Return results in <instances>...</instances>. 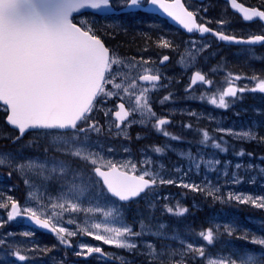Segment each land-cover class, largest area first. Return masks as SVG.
Wrapping results in <instances>:
<instances>
[{"label": "rangeland", "instance_id": "374dc122", "mask_svg": "<svg viewBox=\"0 0 264 264\" xmlns=\"http://www.w3.org/2000/svg\"><path fill=\"white\" fill-rule=\"evenodd\" d=\"M232 31L227 29L228 33H232ZM251 33L254 32L249 29L248 34ZM148 35L150 38L154 36L153 33L149 32ZM162 36L163 34L160 33L159 37ZM164 40L168 41L166 38ZM118 61L121 63L118 64L116 74L118 77H116L115 83H121L127 91L114 88L116 95L107 96L111 99L108 103H98L94 111L95 114L92 115L93 117L97 116L95 122L100 121L99 128L102 133L106 132L102 124L109 116V124L118 132L114 133V136L91 131L94 136L88 132L87 141L83 145L79 143L80 140H83V136L79 133L65 135L49 133L48 138L33 135L32 137L16 140L17 134H12L13 131H7V124L3 118L0 119V158L5 161L3 165L19 169L26 179L25 201L27 207H33L34 210L40 212L41 205L65 203L66 208H70L67 200L61 199L58 201L57 197L65 190L66 182L75 177V182L85 186L86 191L84 198L73 199L72 202L77 203L81 209L89 207L93 209L99 207L101 209L99 212L93 211L91 213L65 211L53 220L56 226L66 227L70 232L77 233L75 239L77 248H60L58 246L61 243L59 240L45 238L33 230L25 229L18 222L7 221L0 228V238L6 241V244L1 246L2 250H0V262H3V264H66L67 259H65L64 251H67L68 254H76L81 251L79 245L83 244L100 247L103 252L92 253L87 256L81 255L86 259L82 262L71 261L69 264H93L92 261H89L90 257L95 260L98 259L100 261L98 264H128L126 261L132 264L136 255H127L126 251L132 252L133 250L121 252L114 245H106L103 241H97L82 231L83 228H88L96 234L110 235L92 229L91 225L98 222L106 223L109 227L126 225L133 228L134 231L142 232L143 235L132 239V242L139 246L138 250L141 249L140 245L150 243L155 246L156 250L164 251L167 255L172 250L184 251L183 246L179 243L180 240H183L184 244L192 243L194 247H203L208 251L211 258H217L219 254L216 255L215 253L217 249H220L218 243L225 242L222 244L223 248L232 244L231 237L233 233L241 230L239 228L243 226L241 223L244 221L251 223L249 228L244 227L242 230V233L249 237V240L264 237V209L227 199L229 193L241 196H264V173L259 171L260 167H264V161L260 159L264 156V152H261L263 154L252 153L251 157L249 155L239 157L235 154L239 150L249 151L248 153H251V151L245 142L230 136H224V140L227 141V144L224 145L228 147L227 153H221L219 150L211 148L212 140L208 142L209 146L207 147L200 144L203 139V130H207L209 135L217 141L222 135L217 131L219 128L247 130L250 127L252 131L257 132L258 137L264 136V93L258 90L251 91L259 83V80L264 79V51L259 53V51H252L244 47L226 49L216 46L213 38L194 39L192 44L185 46L178 52L174 66H168L162 70L163 74L167 75L165 79L168 81L167 84L171 90L169 94L173 93L182 97H184L183 92L189 86V74L200 71L211 76H207V80L211 83H206V86H194L191 91L188 90L184 98V107L179 104L175 105L170 100H164L165 97H170L169 94L157 97L154 95L153 86L138 84L139 75L145 72L146 69L153 70L152 66L144 62L121 58H118ZM132 65H135V67H132ZM214 68L216 72L213 75L212 69ZM216 75L221 76L220 82L219 80H213L212 77ZM234 75L239 77L240 87L245 88L246 91L237 95L236 98H225L229 102L227 109L210 104L209 99L211 97L215 96L218 99L219 95L233 84ZM120 76H123L124 79H121ZM178 89L181 90L182 94ZM144 90H147L146 95L151 102L153 111L156 113V118L163 117L162 115L166 112L182 114L184 113L183 109L187 110L186 113L189 119L186 128L183 126L178 134V122L172 123L174 129H169L167 125L163 126V130L168 131L172 136L180 137V140H172L170 137H165L161 132L156 131L153 127L156 118H147L144 124L129 122L123 129H116L112 111L113 108H116L115 100H117V96L125 99L130 110H132L136 99L144 94ZM201 96L205 99H199ZM162 100H164L163 103H161ZM105 113H108V115H105ZM193 113L195 117L192 116ZM135 125H149L154 131L155 137L160 141L153 143L151 139L149 141L144 139L138 144L135 140L136 137L140 138L145 134L137 133L134 138L130 129ZM126 133L130 136L129 140L125 137ZM73 137H76L78 141L75 144L70 142ZM8 139L14 144H11ZM65 141H69V143H65ZM258 142L261 143L260 140ZM15 145L23 146L16 147ZM50 145L54 150H50ZM7 147L10 149H2ZM80 147H83L85 151L81 157L73 155L77 160L69 158L62 161L51 155L52 151L55 150L74 153ZM157 147L164 148L165 151L157 153L154 151ZM145 149L148 150V154L143 153ZM188 152H191L193 156H197L198 159L203 157L205 160L214 159L219 160L221 163L215 166L214 171L203 163L199 169H196L191 166L186 155H181ZM136 153L139 155H136ZM84 155H91L93 159L100 157L101 159L96 164L99 166L104 167L106 163H112L134 172L140 171L143 173L147 170L159 173L164 179H173L176 183L159 184L143 199L125 205L102 191L100 180L96 177L92 168L84 163L88 161V165H94L90 159L85 160ZM30 156H37V158ZM229 161L230 164L226 163ZM60 162L65 166L64 171H58L56 174L51 173V168ZM237 162L244 165L238 171L234 168ZM21 164L25 165L23 169L18 167ZM249 164L255 165L256 168L246 171ZM133 165H135V168L132 167ZM12 172L17 174L16 171ZM1 173L9 174L10 172L3 170ZM234 173L240 182L233 181ZM15 179H17L16 176L0 175V202L7 203L9 198L14 200L17 196L19 186L18 183H14ZM181 181L185 184H195L202 190L194 191L191 188L180 186ZM215 189H219V192L216 193ZM209 191L215 194L209 196ZM216 196H222L224 199H217ZM166 206L172 207L174 212L168 213ZM177 206L186 208L187 212L183 215L175 214ZM112 209L116 210L114 216L118 215V220L103 216V211ZM125 212L130 218L127 217ZM195 221H205L208 224L200 226L194 224ZM208 225L214 228L213 245H207L206 241L198 235L201 231H206ZM217 228L219 235L215 232ZM226 228L233 231L232 235L226 234ZM25 233H30V235H25ZM157 233L162 235H156ZM67 237L70 236L67 235ZM172 237L177 239H172ZM49 239L50 241H47ZM246 244L248 246L242 247L241 252L248 249L258 250L256 245L249 242ZM54 248H58L59 251L53 253L51 250ZM145 250L140 251V254L149 251L147 248ZM15 251L25 255L27 257L26 261L21 262L11 256V252ZM150 258L153 257L149 256Z\"/></svg>", "mask_w": 264, "mask_h": 264}, {"label": "snow or ice", "instance_id": "6c2138e0", "mask_svg": "<svg viewBox=\"0 0 264 264\" xmlns=\"http://www.w3.org/2000/svg\"><path fill=\"white\" fill-rule=\"evenodd\" d=\"M152 6H158L168 17L182 25L189 33L194 31L201 34L212 32L210 28L197 22V13L189 11L181 0H173L172 3H168L166 0H0V101L8 107L7 121L16 126L21 134L30 128L73 130L83 136V140L79 141L83 145L87 141V133L89 131L99 132L100 128L96 124H88L87 128L78 127V122L81 124L88 123V114L93 110L94 101L98 96L116 95L112 91L105 92V84L120 91H127V89L121 83L113 84V81L108 79L113 74V66L121 62L111 56L110 49L105 46L94 24L87 20L80 22L74 14H79L84 9L96 10L102 16L140 14L141 12H155L156 8ZM231 7L242 13V19L245 22H252L254 18L264 22V10L245 7L243 4L237 3V0H231ZM219 23L227 24L229 22L222 20ZM214 35L220 41L249 46L264 45V35H252L247 39H238L235 35H227L223 31L215 32ZM159 44L161 47L172 46L167 40H161ZM163 59L166 61L168 57L165 56ZM145 71L150 70L146 69ZM120 78L124 79V77ZM139 79L155 84L160 80V76L144 74L139 76ZM197 80L211 83L205 81V76L199 71L195 73L192 83L195 84ZM257 90L264 93V79L259 80L256 87L251 89V91ZM245 91L246 89L243 87L237 89L230 86L219 95L218 99L215 96L211 97L209 103L218 108L227 109L229 102L225 98H236L238 92L243 93ZM146 92L147 90H144V94L136 99L131 112L125 110L123 103L119 105L122 111H116L115 117L120 123H124L129 116L137 112L141 116L140 124L146 122L145 118H156V113L151 107ZM168 99L169 97L164 98V100ZM199 99L203 100L205 97L201 96ZM193 115L195 114L193 113ZM136 122L135 120L130 121V123ZM168 123L170 122L166 118H159L156 119L153 127L165 137L180 140V137L172 136L168 131L163 130V126ZM116 127L119 128L120 125L117 124ZM217 131L222 134L219 141L211 137L207 130H203V139L200 144L207 147L209 146L208 142L212 140L211 148L217 149L221 153H227L228 147L224 146L227 141L224 140V136H230L246 143L255 142L258 139L264 142V137H258L257 132L252 131L250 127L247 130L219 128ZM70 142L75 144L78 141L76 137H73ZM65 143H69V141H65ZM84 151L85 149L80 147L74 153L69 154L81 157ZM154 151L163 153L165 149L157 147ZM235 154L239 157L244 155L251 157L253 155L246 153L243 149ZM181 155H186L191 166L196 169H199L203 163L214 171L215 166L221 163L219 160H205L203 157L198 159L191 152ZM83 158L85 160L90 159L93 165H96L101 159L100 157L93 159L91 155H84ZM260 159L264 161V156ZM4 163V159L0 158V165ZM226 163L230 164L231 162ZM18 167L23 169L25 165L21 164ZM64 167L63 163L60 162L53 166L50 171L56 174L58 171L63 172ZM104 167H107L108 170H102L101 167L94 168V174H98V177L101 178L99 182L102 191L113 199L118 198V201L121 202L146 194V190H151L157 183L161 185L176 183L173 179H164L159 173L147 170L138 176H130L126 171H120L115 164L106 163ZM132 167L135 168V165ZM243 167L244 165L239 162L234 165L237 171ZM255 168V165L249 164L246 171ZM259 171L264 173V167H260ZM233 181L240 182L235 173L233 174ZM180 186L191 188L194 191L202 190L195 184H185L183 181L180 182ZM64 189L58 195L57 200H67L70 208H66L65 203H50V205H41L40 212L34 210L33 207H24L22 210L20 202L9 198L7 203H0V209L10 207V211H7L6 214L7 221H13L16 218L27 219L34 226L55 233L62 244L70 246V241L65 239V234L75 236L77 233L70 232L66 227L56 226L53 220L65 211L91 213L93 211L99 212L101 209L99 207L81 209L77 203L72 202L73 199L84 198L86 191L85 186L75 182V177L66 182ZM215 192L218 193L219 189H215ZM214 194L212 191L208 192L209 196ZM215 198L224 199L222 196ZM227 199L264 209V196H241L229 193ZM115 211V209L103 211V216L118 220V215L114 216ZM166 211L168 213L174 212L172 207L167 206ZM186 212V208L177 206L175 214L183 215ZM42 216L48 218H42ZM3 222L0 220V226L3 225ZM91 227L110 235L96 234L88 228H83L82 231L97 241H103L106 245H114L125 250L137 249L139 246L133 243L132 239L143 234L126 225L109 227L106 223L98 222L93 223ZM215 232L219 235L218 228L215 229ZM225 232L229 236L232 235V231L227 228ZM25 235H30V233H25ZM156 235L162 234L157 233ZM198 235L208 245L214 244V228L210 227ZM239 238L248 239L247 236ZM172 239L177 238L172 237ZM248 242L256 245L258 250L248 249L236 254H219L217 258H211L203 247L197 248L192 243L184 244L183 240H180L179 243L183 246L184 251L172 250L168 256L170 260L172 257H180L171 260V264H187L186 257L189 253L193 254L194 259H206V264H264V237L253 238ZM5 244V239L0 238V246ZM79 247L81 251L77 252V255L87 256L92 253L103 252L102 248L91 247L87 244L79 245ZM143 247L149 250L144 254L154 259L163 255V253H157L153 244L146 243ZM11 256L21 262L27 259L19 251L11 252Z\"/></svg>", "mask_w": 264, "mask_h": 264}, {"label": "flooded vegetation", "instance_id": "af4514ba", "mask_svg": "<svg viewBox=\"0 0 264 264\" xmlns=\"http://www.w3.org/2000/svg\"><path fill=\"white\" fill-rule=\"evenodd\" d=\"M168 3H172L173 0H166ZM185 7L189 11L197 13V22L203 24L214 31L227 32V29H231L232 34L246 35L248 30L251 29L254 32H259L258 19L255 18L253 24L245 22L236 11L230 8V4L225 0H181ZM155 7V6H152ZM87 15V14H85ZM93 20L90 21L94 24L98 30V35L102 37L107 43L112 45V48L117 51V55L124 57L127 60L132 58H140L155 62L157 66L161 65V60L165 56H169V65L175 62L178 52H180L185 46L193 43L196 37H201V33L192 32L189 33L178 22L170 21L168 17L162 16L157 12H141L140 14L130 15H113L111 16L110 23L108 19L101 15L95 14L92 16ZM121 19V26L115 28L117 21ZM228 21L227 24H220L219 21ZM110 25L112 27H110ZM149 33H153L154 36L150 38ZM162 33L163 36L159 37ZM212 37L213 36H207ZM168 39L171 47H161L159 42L164 39ZM215 45L222 48L228 47L225 42H220L215 39ZM122 42V43H121ZM147 42V44H145ZM259 51H264V47L259 48ZM168 53V54H167ZM213 70V75L216 69ZM221 76L212 77L214 81L221 80ZM206 84V83H205ZM203 84V85H205ZM235 85V83H233ZM206 86V85H205ZM180 94L181 90L178 89ZM191 91V88L185 90ZM182 114H171L166 112L162 116L171 122H178V131L181 128H186L187 120L189 119L185 109L182 110ZM179 112V111H177ZM131 135L135 138L137 133L145 134L148 140L151 139L153 143H157L160 139L155 137V133L149 125H135L130 129ZM176 134V135H177ZM161 138V137H160ZM139 138L136 137L135 140ZM24 225H26L24 223ZM68 255L67 251L64 252V256ZM187 259L191 263H196L193 258V254L189 253ZM187 262V260H186ZM126 263L129 264L128 261ZM142 264V260L137 256L133 258L132 264Z\"/></svg>", "mask_w": 264, "mask_h": 264}, {"label": "trees", "instance_id": "16d2710c", "mask_svg": "<svg viewBox=\"0 0 264 264\" xmlns=\"http://www.w3.org/2000/svg\"><path fill=\"white\" fill-rule=\"evenodd\" d=\"M256 2L258 1L260 4L261 3H263L264 4V0H255ZM258 4V3H257ZM122 43V42H121ZM264 137V136H263ZM259 141V139L257 140V141H255V142H248V143H246L247 144V146H248V149L251 151V153H253V154H263V153H261V152H264V142H262L261 141V143H259L258 142ZM240 151V150H239ZM246 153H248L249 151H245ZM206 222L205 221H203V222H198V225H200V226H203L204 224H205ZM249 225L251 224V223H248ZM248 240H249V238L246 240V239H244V241H241V242H239V243H236V245H243V243H248ZM233 241L234 242H237V241H240V240H235V239H233ZM243 242V243H242ZM219 244V243H218ZM220 245V244H219Z\"/></svg>", "mask_w": 264, "mask_h": 264}, {"label": "bare ground", "instance_id": "6f19581e", "mask_svg": "<svg viewBox=\"0 0 264 264\" xmlns=\"http://www.w3.org/2000/svg\"><path fill=\"white\" fill-rule=\"evenodd\" d=\"M217 32V31H216ZM225 42V41H224ZM225 44L226 45H228L229 44V42H225ZM2 172V171H1ZM249 222H246V221H244V222H242L241 223V225H243V226H241L239 229H241L240 231H235L234 233H233V235H232V239H235V240H240V241H244V239H241V238H239V237H243V236H245L242 232V230H243V228L244 227H246V229L247 228H249V224H248ZM208 224V222H206L204 225H207ZM206 227H208V228H210V226L208 225V226H206ZM250 228H251V226H250ZM256 229V228H255ZM233 232V231H232ZM250 232V231H249ZM245 233V232H244ZM248 233V232H247ZM250 234V233H249ZM250 236V235H249ZM252 237V236H251ZM220 238V237H219ZM249 238V237H248ZM225 239L227 240V238L225 237ZM223 240V239H222ZM225 240V241H226ZM228 240H230V239H228ZM47 241H50V239L49 240H47ZM225 242H221V243H219L220 245V249H221V247H222V244H224ZM233 245H236V243H232ZM238 246H240V245H238ZM60 247V246H59ZM61 248V247H60ZM223 248V247H222ZM53 253H56V252H58L59 251V249L58 248H54V249H52L51 250ZM65 252V251H64ZM137 257V256H136Z\"/></svg>", "mask_w": 264, "mask_h": 264}, {"label": "water", "instance_id": "95a60500", "mask_svg": "<svg viewBox=\"0 0 264 264\" xmlns=\"http://www.w3.org/2000/svg\"><path fill=\"white\" fill-rule=\"evenodd\" d=\"M235 10V9H234ZM238 11V10H237Z\"/></svg>", "mask_w": 264, "mask_h": 264}]
</instances>
